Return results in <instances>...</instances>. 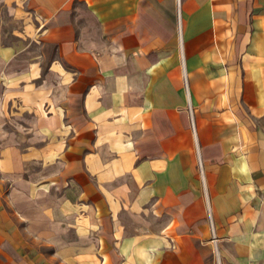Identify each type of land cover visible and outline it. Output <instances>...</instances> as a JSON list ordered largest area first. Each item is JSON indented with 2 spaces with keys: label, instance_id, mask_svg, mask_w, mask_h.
Wrapping results in <instances>:
<instances>
[{
  "label": "crops",
  "instance_id": "obj_1",
  "mask_svg": "<svg viewBox=\"0 0 264 264\" xmlns=\"http://www.w3.org/2000/svg\"><path fill=\"white\" fill-rule=\"evenodd\" d=\"M207 208L264 264V0H0V264H208Z\"/></svg>",
  "mask_w": 264,
  "mask_h": 264
},
{
  "label": "rangeland",
  "instance_id": "obj_2",
  "mask_svg": "<svg viewBox=\"0 0 264 264\" xmlns=\"http://www.w3.org/2000/svg\"><path fill=\"white\" fill-rule=\"evenodd\" d=\"M5 28H9V24L7 25V20L5 19ZM180 25V17L178 16V26ZM184 86L186 91H188V86H187V79L186 77H184ZM222 109V106H218V105H214L212 112H213V116H218L216 113H219ZM188 115H189V122H190V127L191 129L194 131V127H193V118L194 114H193V110L190 109V105L188 108ZM231 124V123H230ZM228 132L231 133L232 129H228ZM202 162L201 159L199 157H197V168H198V172H199V177H200V186L201 189L203 190V192H205L204 189V182H203V178H202ZM156 195H151L148 198V203L149 205L153 202H155ZM207 220L209 222V234H210V240H209V246H210V253L208 254V264H237V259L235 258L234 253L231 251L229 245H226V241L221 239L218 231L216 229V226L214 224V222H212V217H210V209L207 208ZM145 217L148 218L149 224H148V230H149V234H153L156 233V231L158 229L161 228V225L168 223L169 220V215L166 212H162L161 210L158 212L152 209H149L146 213H145ZM130 218V216H129ZM132 218V216H131ZM135 222H133L132 226L130 227V229L132 231H135ZM151 237V236H150ZM170 248H172V245H170ZM151 254V253H150ZM154 258L152 255H150V260H154Z\"/></svg>",
  "mask_w": 264,
  "mask_h": 264
},
{
  "label": "built area",
  "instance_id": "obj_3",
  "mask_svg": "<svg viewBox=\"0 0 264 264\" xmlns=\"http://www.w3.org/2000/svg\"><path fill=\"white\" fill-rule=\"evenodd\" d=\"M210 217H211V214H210ZM213 222V221H212Z\"/></svg>",
  "mask_w": 264,
  "mask_h": 264
}]
</instances>
